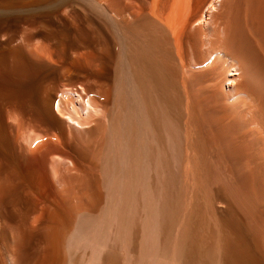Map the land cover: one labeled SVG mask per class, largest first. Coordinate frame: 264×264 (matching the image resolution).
I'll use <instances>...</instances> for the list:
<instances>
[{
    "label": "bare ground",
    "instance_id": "6f19581e",
    "mask_svg": "<svg viewBox=\"0 0 264 264\" xmlns=\"http://www.w3.org/2000/svg\"><path fill=\"white\" fill-rule=\"evenodd\" d=\"M216 1L0 0L43 77L0 90V264H264V0Z\"/></svg>",
    "mask_w": 264,
    "mask_h": 264
},
{
    "label": "rangeland",
    "instance_id": "374dc122",
    "mask_svg": "<svg viewBox=\"0 0 264 264\" xmlns=\"http://www.w3.org/2000/svg\"><path fill=\"white\" fill-rule=\"evenodd\" d=\"M233 1H234V0H232V1H231V0H227V1L225 0V6H227V8H228L229 5L231 4V2H233ZM217 3H219V1H216V0H201V2L199 3V8H198L199 10H198V11H199L200 13L203 12V14H205V16L207 17V15H206V14H207V10L210 8L211 5H212L214 8L217 7V5H218ZM240 4H241L240 6L236 4L237 7H238V9L241 7V8H240V11H242L241 13H243V14L246 13V12H247V11L245 12V9L247 10L246 6H244L242 3H240ZM214 5H215V6H214ZM236 5H235V6H236ZM227 8H225L224 11H222V12L220 11L221 14H220V13H218V14H219V15H223V12H225ZM263 9H264V4H263V8L261 9V11H263L262 13L264 14V10H263ZM209 10H210V9H209ZM209 10H208V11H209ZM210 11H211V10H210ZM210 11H209V12H210ZM212 11H213L214 13L216 12V10H212ZM213 12H211V13H213ZM205 21H206V19H205V17H203V18H202V21H201V25L204 24ZM256 34H257V35L254 34L255 37H254V35L251 36V37H249V38H248V41H249V43H251V40H252V42H253V44H254L253 46H254L255 48L252 46V43H251V47H253L254 53H255L256 49H258L257 52H259V54L262 55V56L260 55V57H262L263 60H264V53H263V50H262L263 48L261 47V49H260V47H258V46L262 45V43H263V41L261 40V38H262V36L264 37V33H259V34L256 33ZM260 34H262V36H261ZM259 35H260L261 38L259 37ZM256 36H258V38H260V39L257 38L258 40H261V41H262V42H260V44H259V41H258V40H257V42H258V43H257L256 40L254 39V38H256ZM249 39H250V40H249ZM262 39H264V38H262ZM258 44H259V45H258ZM262 46H264V44H263ZM257 52H256V54L258 55ZM258 58H259V56H258ZM262 58H260V59L262 60ZM33 71L35 72V70H31V71H29V72H30V76H29V77H27V75L29 74V72H28V74H27L26 76H24L23 78L21 77L20 79H19L17 76L14 77L15 75L12 76L13 74L7 75V74H9V73H7V72H4V73H6V74H4L3 71H2L1 73H3V75H1V77H2V78H6L7 81H6L5 79H4L5 81H3V79L0 77V83H1V85H0V86H1L0 90H1V89H2V90L4 89L2 92H3V93H4V92L7 93V90H5V89L8 88V92H12V91H13V92H15L16 94H19V95H20V93H21V94L24 95L25 93H27V92L30 90V87H35L34 85H36L37 87H38V85H39V87H40V85L43 84V83L40 81V78L42 79L43 77H40V78H39V81H38L39 84H38V82H37V80H38V76H39V75L42 76V75H41V73H40L39 71H36L37 75L34 74V73H31V72H33ZM1 73H0V74H1ZM4 75H6L7 77H5ZM8 76H12V78L10 79V77H8ZM8 78H9V79H8ZM14 78H15V79H14ZM25 78H26V79H25ZM27 78H28V80H29L30 82H34V83H35V81H36V84L31 85L32 83H31V84H30V82L28 83ZM12 79H13V80H12ZM24 79L27 80V81H25ZM11 80H12V81H11ZM23 80L25 81V84L27 83V84H29V85L26 86V85H27V84H26V85H25L26 87H24V86H23V84H24ZM14 81H15V82L18 81V82L15 83ZM42 81H43V80H42ZM6 82H7V83H6ZM22 82H23V83H22ZM43 82H44V81H43ZM5 83H6V84H5ZM10 83L13 84V85H11ZM17 83H18V84H17ZM41 83H42V84H41ZM3 84H4V85H3ZM37 84H38V85H37ZM2 85L4 86V88L2 87ZM5 87H7V88H5ZM14 87H18V89L21 88V87H23V90H22V89H19V91H17V88L14 89ZM11 88H13V89H11ZM26 91H27V92H26ZM205 102H206V101H205ZM206 104H207V102H206ZM219 130H222V129H219ZM217 131H218V130H217ZM221 132H222V131H221ZM223 132H224V131H223ZM223 132H222V133H223ZM225 132L227 133V131H225ZM218 133H219V131H218ZM218 133H217V134H218ZM222 133L218 134V135H219V138H220V136H222V137L224 136V137H225V136H227V135H228V137H229V134H226V133H225V134L222 135ZM228 133H229V130H228ZM222 137L220 138V142H221V140L223 141V139H224V137H223V139H222ZM225 138H227V137H225ZM225 140L227 141V139H224L223 142H224V145H225V147H226V146H227V143H226ZM229 140H230V138H229ZM223 142H222V144H223ZM228 143H229V142H228ZM228 146H229V145H228ZM228 148H230V147H228ZM228 148H227V151H229ZM231 149H232V153H233V154H234V153H237L235 149H233V148H231ZM228 153H230V152H227V153H226V156H227ZM230 156H231V154H230ZM227 157H229V155H228ZM229 158H230V157H229ZM236 169H237V170H236ZM236 171H238V174H237ZM234 172H236L237 177H238V175H240V173H241L237 167L234 168ZM239 177H241V179H243L244 176H243V174L241 173V175H240Z\"/></svg>",
    "mask_w": 264,
    "mask_h": 264
}]
</instances>
